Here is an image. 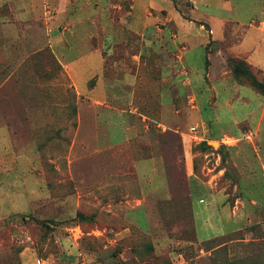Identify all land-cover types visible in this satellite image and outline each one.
<instances>
[{
    "label": "rangeland",
    "instance_id": "374dc122",
    "mask_svg": "<svg viewBox=\"0 0 264 264\" xmlns=\"http://www.w3.org/2000/svg\"><path fill=\"white\" fill-rule=\"evenodd\" d=\"M230 29L223 46L231 75L216 83L218 95L200 68L181 116L148 97L140 113L150 119L137 132L122 127V113L79 109L64 67L46 50L26 65L27 77L11 76L0 90L14 147L0 159V264H264L263 224L225 233L217 214L198 212L192 190L194 171L212 181L224 207L232 202L228 147L260 134L264 71L235 63L245 57L232 52ZM106 50L110 66L120 48ZM242 88L251 101L238 95Z\"/></svg>",
    "mask_w": 264,
    "mask_h": 264
},
{
    "label": "crops",
    "instance_id": "0c3cea01",
    "mask_svg": "<svg viewBox=\"0 0 264 264\" xmlns=\"http://www.w3.org/2000/svg\"><path fill=\"white\" fill-rule=\"evenodd\" d=\"M233 27L237 39L232 52L264 71V0H0V90L5 95L12 75L27 77L22 75L26 65L46 50L64 67L79 109L122 113V127L137 132L150 119L140 113L141 107H148V97L163 113L181 116L186 98L196 95L189 94L188 86L191 76H201L196 71L200 68L218 95L216 83L231 75L223 45ZM28 31L33 36L22 39L21 32ZM107 47L120 48L110 66ZM243 88L238 95L251 101L254 93ZM227 89L231 97L236 94ZM6 112L3 108L0 115V159L9 160L14 147ZM131 118L138 124L129 122ZM181 124L174 123L177 130ZM254 127L260 134L253 140L242 135L228 147L234 156V197L225 207L212 181L194 173L190 155L198 212L217 214L227 224L225 233L264 226V101ZM198 212L196 223L203 218Z\"/></svg>",
    "mask_w": 264,
    "mask_h": 264
},
{
    "label": "trees",
    "instance_id": "16d2710c",
    "mask_svg": "<svg viewBox=\"0 0 264 264\" xmlns=\"http://www.w3.org/2000/svg\"><path fill=\"white\" fill-rule=\"evenodd\" d=\"M231 62V61H230ZM233 62V61H232ZM231 62V63H232ZM235 63H240V65L242 64V66H245L246 65V67H248V68H250L251 67V65L245 60V59H242L241 61H239V62H235ZM236 67H234V71H236ZM256 84H258V83H256ZM197 228V227H196ZM197 233H198V231H197ZM199 236V235H198ZM222 236H224V235H220V236H215V237H212V238H210V239H207L206 241H209V242H214V241H216L217 240V238L218 237H222Z\"/></svg>",
    "mask_w": 264,
    "mask_h": 264
}]
</instances>
